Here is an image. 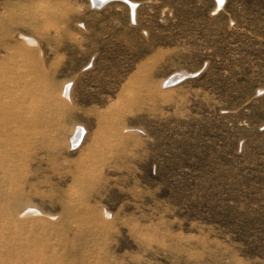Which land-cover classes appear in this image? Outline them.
<instances>
[{"label": "rangeland", "instance_id": "374dc122", "mask_svg": "<svg viewBox=\"0 0 264 264\" xmlns=\"http://www.w3.org/2000/svg\"><path fill=\"white\" fill-rule=\"evenodd\" d=\"M220 1L0 0V264H264V0Z\"/></svg>", "mask_w": 264, "mask_h": 264}, {"label": "bare ground", "instance_id": "6f19581e", "mask_svg": "<svg viewBox=\"0 0 264 264\" xmlns=\"http://www.w3.org/2000/svg\"><path fill=\"white\" fill-rule=\"evenodd\" d=\"M92 1L95 4H101L102 2L107 1V0H92ZM218 1L221 3L220 0H218ZM129 6L131 7L132 12H134V8H135L134 4L129 2ZM186 75H187V73H184V72L175 73L174 75L170 76L169 79L166 82L168 84H170V83L173 84V83L177 82L179 79L185 77ZM80 136H81V133L80 132L79 133L77 132L76 135H75V137H74L75 142H78L79 141Z\"/></svg>", "mask_w": 264, "mask_h": 264}]
</instances>
